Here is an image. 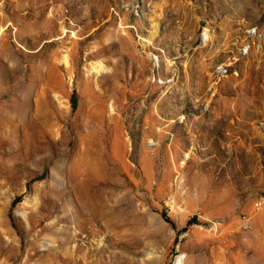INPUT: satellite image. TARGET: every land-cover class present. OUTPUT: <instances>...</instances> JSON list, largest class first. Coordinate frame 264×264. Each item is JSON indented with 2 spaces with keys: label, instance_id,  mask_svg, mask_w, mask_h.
Masks as SVG:
<instances>
[{
  "label": "rangeland",
  "instance_id": "rangeland-1",
  "mask_svg": "<svg viewBox=\"0 0 264 264\" xmlns=\"http://www.w3.org/2000/svg\"><path fill=\"white\" fill-rule=\"evenodd\" d=\"M177 260L264 264V0H0V264Z\"/></svg>",
  "mask_w": 264,
  "mask_h": 264
},
{
  "label": "built area",
  "instance_id": "built-area-1",
  "mask_svg": "<svg viewBox=\"0 0 264 264\" xmlns=\"http://www.w3.org/2000/svg\"><path fill=\"white\" fill-rule=\"evenodd\" d=\"M248 33H249V35H251V32H248ZM247 47H248V44H247ZM242 52L243 51H239V54L238 55L233 56L232 59L229 60L230 61L229 63H222V64H220V69H218V71H216L217 76L218 75L227 74L229 72L230 66L233 64V62L235 60L239 59V56H240V54ZM260 203H261L260 201H257L255 205L257 207H259L260 206ZM245 227H247V221L245 222Z\"/></svg>",
  "mask_w": 264,
  "mask_h": 264
},
{
  "label": "bare ground",
  "instance_id": "bare-ground-1",
  "mask_svg": "<svg viewBox=\"0 0 264 264\" xmlns=\"http://www.w3.org/2000/svg\"><path fill=\"white\" fill-rule=\"evenodd\" d=\"M148 41V40H147ZM180 263V261L179 260H177V262H175L174 264H179Z\"/></svg>",
  "mask_w": 264,
  "mask_h": 264
}]
</instances>
